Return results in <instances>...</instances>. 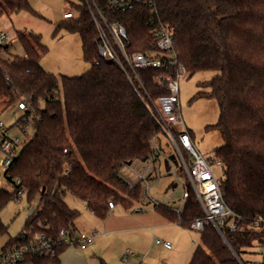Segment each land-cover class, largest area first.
I'll return each mask as SVG.
<instances>
[{
  "label": "trees",
  "instance_id": "trees-1",
  "mask_svg": "<svg viewBox=\"0 0 264 264\" xmlns=\"http://www.w3.org/2000/svg\"><path fill=\"white\" fill-rule=\"evenodd\" d=\"M68 1L75 15L57 23L55 33L67 28L80 34L84 58L91 63L86 73L57 75L45 69L41 58L48 47L40 34L17 31L24 55H13L9 44L0 45V101L6 106L25 102L27 109L17 123L23 131L29 121L35 126L34 135L5 170L12 189L0 188V233L7 231L1 213L12 199L24 195L28 201L38 200L23 230L9 239L3 252L28 245L36 233H44L57 241L55 253L30 250L18 264L60 263L69 246L61 242L60 231L76 233L80 214L66 202L67 193L102 218L109 212V201L126 208L144 202L141 184L132 186L125 171L150 158L159 131L141 95L151 102L168 94L155 77L175 74L176 69H129L127 74L117 62L101 58L91 12L95 1L109 21L126 28L129 52H158L150 24L155 18L172 30L186 75L218 71L201 82L209 90L199 95L218 100L219 120L211 126L221 132L225 144L213 156L223 163L224 199L241 218L236 230L224 226L223 235L207 224L189 264H241L238 256L243 259L245 249L256 241L264 244V0H156L155 13L144 4L119 12L109 0ZM21 10L36 12L30 0H0V12ZM157 210L179 222L174 211ZM201 215L192 198L180 223L190 227ZM100 264L108 263L101 259Z\"/></svg>",
  "mask_w": 264,
  "mask_h": 264
},
{
  "label": "rangeland",
  "instance_id": "rangeland-1",
  "mask_svg": "<svg viewBox=\"0 0 264 264\" xmlns=\"http://www.w3.org/2000/svg\"><path fill=\"white\" fill-rule=\"evenodd\" d=\"M34 11L21 10L19 12H0V34L5 32V44L11 45L13 55H24V47L19 42L17 31L33 32L41 35L42 43L48 47L41 58L42 66L55 74L71 76L82 75L91 68L82 50V39L78 32L61 28L57 33L56 24L63 20V14L72 10L68 0H30ZM9 55L12 60L13 55ZM218 71L200 70L191 76L180 78V106L186 127L191 131L196 147L206 156H213L216 148L225 144L221 132L211 126L219 120L220 107L215 97L200 96V90H209L201 82L215 76ZM62 94V90H61ZM25 114L17 104L6 106L0 101V120L5 125L10 138L18 137L20 142L17 152L23 143L35 133L32 121L25 123V131L17 123ZM2 135L0 133V143ZM3 152L0 150V159ZM171 178L163 177L154 184L150 193L154 197H165L166 187ZM0 188L12 189L5 177V168L0 165ZM65 200L68 205L80 212L76 219L77 231L91 234L97 231L94 242L86 249L68 246L60 263L77 264L79 257L88 260V264H100L104 259L108 264H189L192 254L198 245L202 244L201 232L180 222L163 227L157 226L160 214L152 204L138 201L126 208L123 204H116L112 212L105 218L96 215L87 208L85 202L71 193H67ZM38 200L28 201L24 195L20 199H12L2 210L1 216L8 226L7 231L0 233V255L9 239L16 237L24 228L30 213V206H37ZM142 205L143 209L136 208ZM169 240L173 247L166 249L154 241L156 239ZM258 251L259 247L251 246L245 249L243 256L250 259L252 255L247 251ZM257 261L262 257L253 255ZM0 264H2L0 262Z\"/></svg>",
  "mask_w": 264,
  "mask_h": 264
},
{
  "label": "built area",
  "instance_id": "built-area-1",
  "mask_svg": "<svg viewBox=\"0 0 264 264\" xmlns=\"http://www.w3.org/2000/svg\"><path fill=\"white\" fill-rule=\"evenodd\" d=\"M93 2L94 7H91V12L99 33L98 51L101 58L117 62L127 74L129 69L163 67L176 69L175 74L161 72L155 77L157 84L165 85L169 89L168 94L161 95L151 102L141 95L159 125V131L152 141L150 158L145 162L125 167L126 175L133 181L132 186L134 183H140L142 186L143 204L150 203L155 208L170 209L178 214L179 222H181L187 206L194 198L202 210V215L191 220L190 227L192 229L201 232L207 224H211L222 235V228L226 225H229L231 230H236L241 215L233 211L224 199L221 188L222 160L201 153L196 147L181 113L179 81L182 76L186 75V72L175 52L172 30L152 18L150 24L152 32L157 37L158 52L150 54L141 51L129 52L126 28L118 22L109 21L95 1ZM155 3L156 0H109L110 7L119 12H127L138 4H144L150 6L155 13L157 12ZM74 15L73 10H67L64 12L63 18H71ZM6 38L7 34L1 32L0 45L5 44ZM18 107L27 109V105L23 101L18 103ZM28 120L30 118H27ZM0 133L2 135L0 150L3 152L0 165L6 170L14 160L20 140L18 137L13 139L8 136V131L1 120ZM163 177L171 178L166 187L167 195L154 197L150 193V189ZM115 207V202L109 201V211L112 212ZM142 209V205L136 208L137 211ZM33 210L34 206L31 204L29 214L33 213ZM262 220L259 219V221ZM96 235L97 231H93L91 234L84 232L71 234L67 229L60 231L61 242L67 243L69 246H77L80 249H86L91 245ZM34 239L35 241L28 245L3 252L0 255V262L2 264H18L25 253L30 250L40 254L55 253L54 246L57 243L55 239L44 233H36ZM154 242L168 249L173 247L169 240L158 238ZM253 246L259 247L260 250L247 251L252 255L250 259H246L244 256L242 259L238 256L241 264H264V244L256 241ZM257 253L261 255V261L253 258V255H257Z\"/></svg>",
  "mask_w": 264,
  "mask_h": 264
},
{
  "label": "crops",
  "instance_id": "crops-1",
  "mask_svg": "<svg viewBox=\"0 0 264 264\" xmlns=\"http://www.w3.org/2000/svg\"><path fill=\"white\" fill-rule=\"evenodd\" d=\"M193 137V136H192ZM142 205H143V203H142ZM116 208V207H115ZM115 208H114V210H115ZM113 210V211H114ZM160 214V213H159ZM160 221L158 220V225L157 226H159V228L160 227H163V226H168V225H172V224H174V223H172V222H170V221H167V219H166V217L165 216H163L162 214H160ZM76 232H81V231H76ZM71 247H77V246H71ZM78 248V247H77ZM166 248V247H165ZM166 249H168V248H166ZM65 252V251H64ZM64 252L61 254V258H62V256H63V254H64ZM61 262V261H60ZM100 262H101V260H100ZM77 264H88V260L87 259H85L83 256L82 257H79L78 259H77Z\"/></svg>",
  "mask_w": 264,
  "mask_h": 264
}]
</instances>
